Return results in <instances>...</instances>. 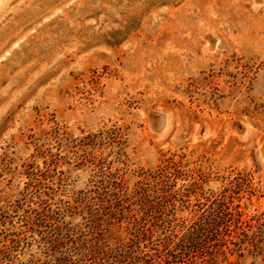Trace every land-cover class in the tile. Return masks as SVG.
I'll return each mask as SVG.
<instances>
[{"label": "rangeland", "instance_id": "rangeland-1", "mask_svg": "<svg viewBox=\"0 0 264 264\" xmlns=\"http://www.w3.org/2000/svg\"><path fill=\"white\" fill-rule=\"evenodd\" d=\"M118 249L264 264V0H0V264Z\"/></svg>", "mask_w": 264, "mask_h": 264}, {"label": "trees", "instance_id": "trees-1", "mask_svg": "<svg viewBox=\"0 0 264 264\" xmlns=\"http://www.w3.org/2000/svg\"><path fill=\"white\" fill-rule=\"evenodd\" d=\"M136 250L118 249L104 252L106 254L93 255L83 258L63 256L57 258L51 264H141L139 256L135 255Z\"/></svg>", "mask_w": 264, "mask_h": 264}, {"label": "bare ground", "instance_id": "bare-ground-1", "mask_svg": "<svg viewBox=\"0 0 264 264\" xmlns=\"http://www.w3.org/2000/svg\"><path fill=\"white\" fill-rule=\"evenodd\" d=\"M166 119V118H165Z\"/></svg>", "mask_w": 264, "mask_h": 264}]
</instances>
